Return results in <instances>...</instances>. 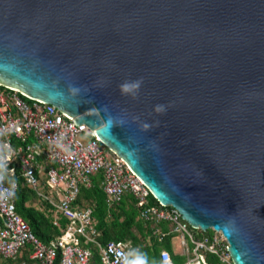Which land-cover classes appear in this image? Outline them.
Returning <instances> with one entry per match:
<instances>
[{
	"label": "water",
	"instance_id": "water-1",
	"mask_svg": "<svg viewBox=\"0 0 264 264\" xmlns=\"http://www.w3.org/2000/svg\"><path fill=\"white\" fill-rule=\"evenodd\" d=\"M0 86L95 131L232 264H264V0H0Z\"/></svg>",
	"mask_w": 264,
	"mask_h": 264
},
{
	"label": "built area",
	"instance_id": "built-area-1",
	"mask_svg": "<svg viewBox=\"0 0 264 264\" xmlns=\"http://www.w3.org/2000/svg\"><path fill=\"white\" fill-rule=\"evenodd\" d=\"M20 95L0 86L2 257L15 260L30 248L28 262L22 264H132L131 248L116 241L102 244L94 211L76 207L81 190L91 189L93 178L103 174L102 188L109 207L132 195L142 208V218L154 224L167 222L177 233L185 264H207V253L217 256L223 264H232L227 240L221 232L213 230V237L205 236L201 229L192 231L175 208L161 204L147 207L149 191L120 157L107 152L95 131L78 126L76 119L55 106L30 99L27 102ZM82 135L88 138L87 143L81 140ZM18 172L49 207L55 225L61 219L67 222L62 234L49 246L35 237L17 211ZM156 235L160 241L165 237L159 229ZM90 244L98 248V262L92 247L84 246ZM59 250L61 257L57 262ZM160 258L162 264H172L167 251H162Z\"/></svg>",
	"mask_w": 264,
	"mask_h": 264
},
{
	"label": "trees",
	"instance_id": "trees-1",
	"mask_svg": "<svg viewBox=\"0 0 264 264\" xmlns=\"http://www.w3.org/2000/svg\"><path fill=\"white\" fill-rule=\"evenodd\" d=\"M20 97L30 102L28 98L22 95ZM17 179L19 182L17 211L30 225L35 237L49 246L62 234V230L67 225V222L61 219L58 225H55L54 215L48 212L49 207L43 204L37 197V194L26 185L19 172ZM103 180V174L94 177L92 181L93 186L91 189L83 188L81 190L76 205L78 209H92L94 211L96 229L101 235L100 242L104 245L110 241L127 244L131 248L130 262L132 264H162L160 258L162 251L169 253L172 264H185L186 257L173 250L172 240L177 236V233L169 228L168 223L162 221L154 224L142 218V208L138 206L137 199L132 195L126 196L119 205L113 208L109 207L107 197L102 188ZM36 204H39L38 208ZM158 205V201L149 194L147 207ZM44 207L45 210H43ZM1 227L2 222L0 220ZM157 229L165 235L162 241L156 235ZM204 235L213 237L215 232L209 230ZM84 246L92 247L95 253V260L98 262V248L92 244ZM29 255L30 248L25 250L15 260L5 259L0 255V264H22L23 262H28ZM60 257L61 253L59 250L57 262L60 260ZM206 260L207 264H223L213 254L207 253Z\"/></svg>",
	"mask_w": 264,
	"mask_h": 264
},
{
	"label": "rangeland",
	"instance_id": "rangeland-1",
	"mask_svg": "<svg viewBox=\"0 0 264 264\" xmlns=\"http://www.w3.org/2000/svg\"><path fill=\"white\" fill-rule=\"evenodd\" d=\"M81 140L84 142V143H87L88 142V138L85 136V135H82L81 136ZM106 150H107V152L109 153V154H111L112 155V153H110L109 152V150H108V148H106ZM37 205V208L39 207V204H36ZM186 224H187V222H185ZM187 225H189V224H187ZM190 226V225H189ZM190 229L193 231V228L190 226ZM212 230V229H211ZM149 243V242H148ZM149 244H151V243H149ZM172 247H173V250H174V252H178V251H180V249H181V247H180V243H179V238L176 236V237H174L173 238V240H172Z\"/></svg>",
	"mask_w": 264,
	"mask_h": 264
},
{
	"label": "crops",
	"instance_id": "crops-1",
	"mask_svg": "<svg viewBox=\"0 0 264 264\" xmlns=\"http://www.w3.org/2000/svg\"><path fill=\"white\" fill-rule=\"evenodd\" d=\"M178 254L182 255V249H180V251L177 252Z\"/></svg>",
	"mask_w": 264,
	"mask_h": 264
}]
</instances>
